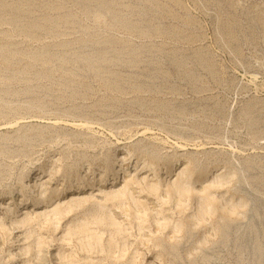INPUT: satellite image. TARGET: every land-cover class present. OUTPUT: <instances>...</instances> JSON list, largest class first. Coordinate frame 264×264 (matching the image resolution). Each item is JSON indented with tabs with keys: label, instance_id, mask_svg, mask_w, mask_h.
<instances>
[{
	"label": "rangeland",
	"instance_id": "rangeland-1",
	"mask_svg": "<svg viewBox=\"0 0 264 264\" xmlns=\"http://www.w3.org/2000/svg\"><path fill=\"white\" fill-rule=\"evenodd\" d=\"M0 5V264H264V0ZM189 161L247 227L167 192Z\"/></svg>",
	"mask_w": 264,
	"mask_h": 264
},
{
	"label": "bare ground",
	"instance_id": "bare-ground-1",
	"mask_svg": "<svg viewBox=\"0 0 264 264\" xmlns=\"http://www.w3.org/2000/svg\"><path fill=\"white\" fill-rule=\"evenodd\" d=\"M3 3H5V2H3ZM10 4L8 2L9 6H10ZM59 5L61 6V4H59ZM13 7L15 8V7H18V6L13 5ZM114 162H115V160H113V165H114ZM113 165H111L110 169H109L111 172H113ZM149 165L150 166L154 165V159L150 161ZM195 166L196 165H195V163H193V161H191V162L189 161L188 163H186L180 169H176L173 164H167L166 171L168 173H171V174L175 173V177L173 178V181H172V186H168V188H166L167 192L170 195L182 194V195L188 196L191 199L192 198L200 199V201L202 203L201 206H200V209H199V213L200 214H202V213H211V212H213V210H214V214H215V212H217L219 210V207H220V209H222L223 211L226 212L227 218L232 219V220L236 219V221H239L241 223L240 225H244V227H247L248 223H246L245 220L240 215H238L233 210H230L229 208H226V207L223 208L221 206H218L217 203H216L217 200L215 199V196L213 195V190L215 191V189H217V188L225 187L226 186L225 184L228 183L227 182V180H228L227 177H225L224 174H215L213 176L214 178L210 179V177H209V175L207 173H199L198 172V168L195 167ZM231 181H230V184H231ZM126 183L128 184L129 181L126 182ZM127 184H125L121 189H117V190H115L113 188H110L107 194L109 196H111L112 198H114L115 200L116 199L117 200H123L125 198L126 187H128V185H129V184L128 185ZM223 185H225V186H223ZM151 188H152V191H154V192H157L158 190H161V186L157 185L156 183L153 184ZM225 191H226V189H225ZM94 198H95V196L93 197L92 195H87V196H84V197H77V198L75 197V198L70 199L69 203H67V204H75L76 202L80 204L81 201H82L83 203L85 202V203H92L93 205H97V204L99 205V203L94 201ZM260 200L263 201L261 198H260ZM52 201H53V198H52L51 202ZM67 204L66 203H61L59 201L57 203H53L48 208L47 211H45L44 213H40V215H41V217L44 216V214H47V213L48 214H53V215H60L65 210H68V209L72 210V207L66 206ZM204 204H206L207 207L210 205L209 208H207V207L204 208ZM238 204L240 205V206H238V209H241L243 211V214H246L248 209H249V205L247 203H245L244 201H240ZM232 206L235 207L236 205L234 203H232ZM242 219H243V221H241ZM21 222H25V223L29 222V219L26 217V218L22 219ZM187 222L189 224V227L191 225L193 227H198V226H200L202 224L201 218L199 216H197V215H193L190 218H187ZM179 227H180V229L178 231L179 234L177 235V237L181 236V234H183L185 232V230H186V228L183 225V223H180ZM82 229L86 233L92 232L90 230V227L85 225V223H84V225H82ZM177 237H174V238H171V239L172 240L178 239ZM102 243H103L102 238L99 237L98 243H96V244L100 245ZM111 243H114V242H110V244ZM175 245H176V241H174L172 244H170L171 247H174ZM101 247H103V246L101 245ZM111 247H112V245H111ZM69 264H74V263L71 262Z\"/></svg>",
	"mask_w": 264,
	"mask_h": 264
}]
</instances>
